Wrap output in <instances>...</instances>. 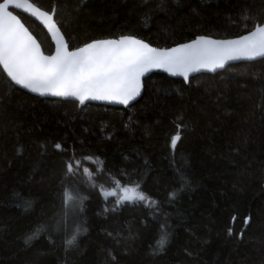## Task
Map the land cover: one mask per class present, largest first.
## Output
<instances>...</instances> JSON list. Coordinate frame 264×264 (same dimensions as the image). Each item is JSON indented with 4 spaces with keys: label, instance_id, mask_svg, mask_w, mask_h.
Here are the masks:
<instances>
[{
    "label": "trees",
    "instance_id": "trees-1",
    "mask_svg": "<svg viewBox=\"0 0 264 264\" xmlns=\"http://www.w3.org/2000/svg\"><path fill=\"white\" fill-rule=\"evenodd\" d=\"M30 2L55 7L70 48L121 35L153 47L197 35L228 39L250 30L246 11L264 20V0ZM21 17L49 54L41 28ZM143 86L139 101L125 109L79 107L28 95L0 70V264H264V60L199 75L188 85L156 73ZM73 152L81 161L74 177L64 167ZM181 164L183 187L176 178ZM117 181L140 184L157 204L117 205V197L102 195ZM66 186L77 195L67 205V233L56 227ZM14 194L32 208L18 207ZM73 221L82 231L66 250ZM41 222L47 234L25 245ZM162 223L167 243L157 251Z\"/></svg>",
    "mask_w": 264,
    "mask_h": 264
},
{
    "label": "snow or ice",
    "instance_id": "snow-or-ice-1",
    "mask_svg": "<svg viewBox=\"0 0 264 264\" xmlns=\"http://www.w3.org/2000/svg\"><path fill=\"white\" fill-rule=\"evenodd\" d=\"M19 10V11H14ZM35 18L47 30L54 44L49 54L42 51L41 45L24 22L19 12ZM55 7L51 11L42 10L30 0H0V69L11 81L12 85L26 89L41 96L50 95L62 100L72 99L83 105L86 101H102L129 105L141 92L142 77L153 69H160L172 76L183 77L189 81L190 73L202 70L214 72L224 69L229 62L264 59V20L250 16L247 11L244 20L252 21L250 30L234 39H211L197 35L189 42L174 47H153L149 43L132 35H121L118 38H98L84 43L80 47H71L54 19ZM245 28L248 24L245 23ZM181 125L177 124V129ZM181 139L179 131L170 138V147L175 149ZM58 151H64L60 143L53 145ZM91 160V157H85ZM98 159V158H97ZM81 161L73 152L65 161V175L75 176ZM83 172L91 176L88 167ZM179 187H183L187 179L183 164L176 170ZM140 184L132 186L116 182L115 189L104 191L105 197H117V205L143 203L145 207H153L157 202L140 190ZM118 189V191H117ZM171 199L175 193H169ZM25 211L32 208L30 199L15 195ZM81 200L83 198H80ZM77 195L66 186L63 191L62 204L65 210L61 220L57 221V229L63 224L68 232L69 212L67 205L75 203ZM82 210V205H81ZM249 218H244L247 225ZM74 228L64 240L67 250L75 246L77 237L82 231L78 222L73 221ZM36 228L26 234L24 243L30 245L35 239L48 232L47 225ZM166 225L161 224L162 234L155 241L157 251H162L167 243ZM232 235V229H228ZM113 260L115 257L109 253Z\"/></svg>",
    "mask_w": 264,
    "mask_h": 264
},
{
    "label": "water",
    "instance_id": "water-1",
    "mask_svg": "<svg viewBox=\"0 0 264 264\" xmlns=\"http://www.w3.org/2000/svg\"><path fill=\"white\" fill-rule=\"evenodd\" d=\"M14 11H19V10H14ZM19 14L21 16H24L28 19H30L31 21H33L34 23H36L40 28L41 30L44 32V34L46 35V37L49 39L51 45H52V50H54V44H52L51 42V37L48 35L47 33V30L43 28L42 25L39 24L38 21L35 20V18L33 17H30L28 16V14L26 13H23L22 11L19 12ZM54 19H55V16H54ZM63 34V33H62ZM206 37V36H205ZM35 38V37H34ZM208 38H211V39H216V38H212V37H208ZM236 38V37H234ZM234 38H228V39H234ZM36 39V38H35ZM37 40V39H36ZM38 42V41H37ZM189 42V41H188ZM39 43V42H38ZM186 43V42H185ZM182 44V43H181ZM176 46V45H174ZM172 46V47H174ZM43 51V50H42ZM259 60H264V59H261V58H257L255 60H251V61H234V62H229L228 65L225 66V68H227L228 66H231V65H237V64H249V63H252V62H256V61H259ZM224 68V69H225ZM224 69H217L216 71L214 72H207V71H200V72H197V73H190L189 74V81L188 82H185L183 77H180V76H172L160 69H153L152 71L148 72L145 74L144 77H142V88H141V92L140 94L133 100V101H130L129 102V105L125 106V105H121V104H116V103H109V102H102V101H86L83 105L79 104V102L75 101V100H72V99H68V100H62L60 98H57V97H52L50 95H39L37 93H31L29 92L28 90L26 89H23V88H20L19 86L17 85H13L15 88L21 90L22 92L28 94V95H31V96H34V97H37L39 99H47V100H57V101H65V102H74L76 103L79 107H83V106H86V105H98V106H104V107H110V108H118V109H125V108H128V107H131L132 105L136 104L139 99L142 97L143 95V90H144V86H143V81L145 79H147L148 77H150L152 74H156V73H160V74H163L165 75L166 77L170 78V79H173V80H178V81H181L183 82L185 85H188L190 80L196 76H199V75H215L221 71H223ZM2 71V69H0ZM5 77H6V74H3ZM6 79L8 80V78L6 77ZM9 81V80H8ZM11 83V81H9Z\"/></svg>",
    "mask_w": 264,
    "mask_h": 264
}]
</instances>
